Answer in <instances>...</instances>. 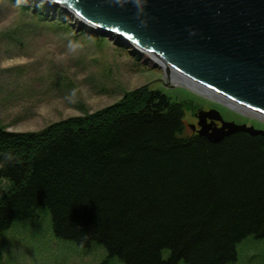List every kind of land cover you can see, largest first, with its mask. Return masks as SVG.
<instances>
[{
	"label": "trees",
	"instance_id": "trees-1",
	"mask_svg": "<svg viewBox=\"0 0 264 264\" xmlns=\"http://www.w3.org/2000/svg\"><path fill=\"white\" fill-rule=\"evenodd\" d=\"M185 129L156 89L36 132L0 126V233L45 208L56 238L123 264L236 262L243 239L264 240V136Z\"/></svg>",
	"mask_w": 264,
	"mask_h": 264
},
{
	"label": "rangeland",
	"instance_id": "rangeland-1",
	"mask_svg": "<svg viewBox=\"0 0 264 264\" xmlns=\"http://www.w3.org/2000/svg\"><path fill=\"white\" fill-rule=\"evenodd\" d=\"M42 4L0 0V126L36 132L69 117L101 111L137 90L156 89L182 103L187 135L194 116L210 109H217L225 121L264 130V122L170 84L162 63L151 64L132 47L93 32L61 8L39 7ZM8 187L0 183V198ZM0 264L123 263L107 258L98 244L82 248L56 238L50 214L41 208L36 219L0 233ZM230 264H264V240L247 236L237 245V261Z\"/></svg>",
	"mask_w": 264,
	"mask_h": 264
},
{
	"label": "water",
	"instance_id": "water-1",
	"mask_svg": "<svg viewBox=\"0 0 264 264\" xmlns=\"http://www.w3.org/2000/svg\"><path fill=\"white\" fill-rule=\"evenodd\" d=\"M42 1L154 56L170 84L264 122V0H142V12L134 0L123 7L113 0ZM196 115V134L210 142L237 132L264 136V130L224 121L215 109Z\"/></svg>",
	"mask_w": 264,
	"mask_h": 264
},
{
	"label": "clouds",
	"instance_id": "clouds-1",
	"mask_svg": "<svg viewBox=\"0 0 264 264\" xmlns=\"http://www.w3.org/2000/svg\"><path fill=\"white\" fill-rule=\"evenodd\" d=\"M114 4L116 6H120V7H123L124 4L127 2V0H113ZM134 3L135 5L137 6L138 8V12H142L143 11V8H142V0H134Z\"/></svg>",
	"mask_w": 264,
	"mask_h": 264
},
{
	"label": "bare ground",
	"instance_id": "bare-ground-1",
	"mask_svg": "<svg viewBox=\"0 0 264 264\" xmlns=\"http://www.w3.org/2000/svg\"><path fill=\"white\" fill-rule=\"evenodd\" d=\"M52 5H53V4H52ZM53 6H54V5H53ZM135 48H136V47H135ZM132 49L135 50L133 46H132ZM140 54L142 55V57H143L146 61H149L151 64H155V63L160 64V62H159L158 59H156L154 56L148 54L147 52L142 51ZM165 78H166V77H165ZM166 79H167V78H166ZM187 89H188V88H187ZM234 113H235V112H234ZM236 114H237V113H236Z\"/></svg>",
	"mask_w": 264,
	"mask_h": 264
},
{
	"label": "flooded vegetation",
	"instance_id": "flooded-vegetation-1",
	"mask_svg": "<svg viewBox=\"0 0 264 264\" xmlns=\"http://www.w3.org/2000/svg\"><path fill=\"white\" fill-rule=\"evenodd\" d=\"M216 110H217V109H216ZM204 111H205V110H204ZM194 117H196V122H195V124H189L188 127H189L190 125H194L195 128H196V129H195V131H196V130L199 129V127H197L198 119H197V115H195ZM221 117H222V116H221ZM222 119L225 121V119H224L223 117H222ZM207 122L210 123L209 120H208ZM226 122H229V121H226ZM214 123H215V125H216L217 127H220V123H219L218 121H215ZM189 128H190V127H189ZM192 132H193V131H192Z\"/></svg>",
	"mask_w": 264,
	"mask_h": 264
}]
</instances>
